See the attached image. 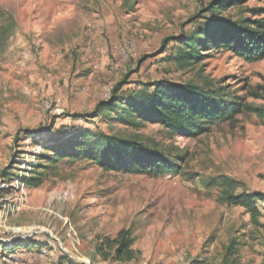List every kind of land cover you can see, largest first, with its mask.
I'll list each match as a JSON object with an SVG mask.
<instances>
[{"label": "rangeland", "instance_id": "1", "mask_svg": "<svg viewBox=\"0 0 264 264\" xmlns=\"http://www.w3.org/2000/svg\"><path fill=\"white\" fill-rule=\"evenodd\" d=\"M214 3L0 0V264H119L103 263L95 245L122 229L132 230L139 253L128 264H223L232 242L237 264H264V204L255 224L224 201L222 185L264 196V59L224 49L190 67L172 59L174 40L202 24L264 19V0L218 13ZM161 80L214 91L242 112L195 137L95 117L116 89L132 94ZM71 131L168 150L182 157L180 171L151 178L88 160L37 161L41 145ZM37 163L49 166L44 181L25 187L15 175L30 176ZM19 242L38 249L8 253Z\"/></svg>", "mask_w": 264, "mask_h": 264}, {"label": "trees", "instance_id": "2", "mask_svg": "<svg viewBox=\"0 0 264 264\" xmlns=\"http://www.w3.org/2000/svg\"><path fill=\"white\" fill-rule=\"evenodd\" d=\"M246 1L249 0H215L210 10L218 13ZM174 41L176 48L172 59L182 68L199 63L205 58L206 52L222 49L254 63L264 59V19L248 25L244 22L210 21L209 24H202L189 36ZM119 91L116 89L111 94L110 101L98 107L95 117L114 120L135 129L148 123L157 124L168 132L183 137L201 135L210 127L233 119L243 109L241 105L221 100L214 91L203 92L193 85H179L165 80L144 85L141 90L132 94H119ZM41 146L43 158H38L37 161L44 159L47 164L62 160H88L105 172L151 178L179 173L178 160L182 161V157L172 155L168 150L161 152L135 139H122L101 132L71 131L67 140ZM33 167L40 169L30 176L15 177L25 187L35 189L42 185L47 173L44 169L47 170L49 166L37 163ZM222 185L226 188L223 193L224 201L233 207L243 208L257 224L264 196L246 192L235 194L236 184L228 179H222ZM133 245L132 230L122 229L114 238L98 239L95 255L103 263L128 264L139 256ZM37 246L19 242L8 253L26 247L37 250ZM0 247L5 248L3 244ZM237 256L236 243L232 242L225 250L222 263L237 264Z\"/></svg>", "mask_w": 264, "mask_h": 264}, {"label": "built area", "instance_id": "3", "mask_svg": "<svg viewBox=\"0 0 264 264\" xmlns=\"http://www.w3.org/2000/svg\"><path fill=\"white\" fill-rule=\"evenodd\" d=\"M128 51H129V50H128ZM128 51H127V52H128Z\"/></svg>", "mask_w": 264, "mask_h": 264}]
</instances>
